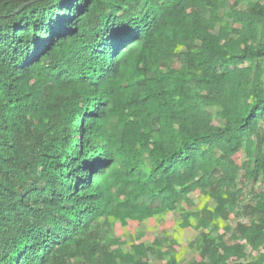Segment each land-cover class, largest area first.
Masks as SVG:
<instances>
[{
	"label": "trees",
	"instance_id": "16d2710c",
	"mask_svg": "<svg viewBox=\"0 0 264 264\" xmlns=\"http://www.w3.org/2000/svg\"><path fill=\"white\" fill-rule=\"evenodd\" d=\"M0 264H264V1L0 0Z\"/></svg>",
	"mask_w": 264,
	"mask_h": 264
},
{
	"label": "rangeland",
	"instance_id": "374dc122",
	"mask_svg": "<svg viewBox=\"0 0 264 264\" xmlns=\"http://www.w3.org/2000/svg\"><path fill=\"white\" fill-rule=\"evenodd\" d=\"M196 197L198 198L199 208L203 207L205 204H212V201L204 196L193 195L194 200ZM251 201L252 200L248 198L244 201V203L249 204ZM191 209H194V207L192 206ZM246 220L243 222H246ZM108 221L110 225L111 237L124 238L126 240L125 249L127 251L130 249V245L134 243L143 242L145 244H149L152 242L154 237L163 235L175 240L181 246L179 253L181 258L190 260L197 257V252L192 245L194 239L197 236V231L193 229V227H182V219L177 212H167L162 216H157L152 220L145 221L140 224L129 221L127 226H124L119 221L111 218ZM238 221L239 218L231 216L227 222L231 226L235 227L236 222ZM101 222L104 223L105 220L103 219ZM247 252L250 253L249 259H253L258 256V253H251V248H248Z\"/></svg>",
	"mask_w": 264,
	"mask_h": 264
}]
</instances>
